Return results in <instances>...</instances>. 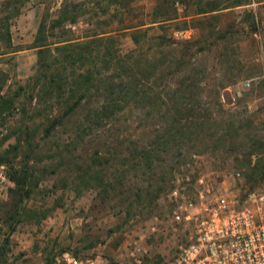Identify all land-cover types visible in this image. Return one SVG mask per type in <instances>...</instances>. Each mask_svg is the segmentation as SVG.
<instances>
[{
    "label": "rangeland",
    "instance_id": "rangeland-1",
    "mask_svg": "<svg viewBox=\"0 0 264 264\" xmlns=\"http://www.w3.org/2000/svg\"><path fill=\"white\" fill-rule=\"evenodd\" d=\"M65 1L75 20L50 28L64 0H20L19 13L9 20L11 47H0L1 163L10 171L15 153L14 167L27 159L32 171L29 194L16 207L13 183L0 197V264H54L63 251L134 264L133 247L142 254L139 264H160L177 237L168 218L173 188L191 198L224 192L236 200L264 190V0ZM166 17L173 18L162 21ZM41 20L45 42L80 41L112 30L121 52L135 49L142 69L144 58L157 61L146 94L159 97L152 105L145 98L136 108L130 104L102 132L58 154L53 140L68 137L58 130L43 138L48 103L29 100ZM141 23L146 34L135 48L129 29L121 28ZM182 40L192 42L187 50ZM184 86L196 108L192 119L201 124L191 126L178 145L158 146L165 151L153 155L148 169L135 150L166 128L163 103ZM96 151L102 158L92 165ZM88 165L101 169L97 177L109 181L107 193L100 181L88 186L83 180Z\"/></svg>",
    "mask_w": 264,
    "mask_h": 264
},
{
    "label": "trees",
    "instance_id": "trees-1",
    "mask_svg": "<svg viewBox=\"0 0 264 264\" xmlns=\"http://www.w3.org/2000/svg\"><path fill=\"white\" fill-rule=\"evenodd\" d=\"M123 1L129 2V0H118V3ZM65 2L64 0L61 4L57 17L51 20L53 23L50 28L58 27L65 21L73 23L75 20L73 10L64 8ZM19 3H21L20 0H5L7 5H4L5 8L4 6L0 8V10L4 9V12L1 10L3 14L0 16V47L2 45L11 47L9 20L19 13ZM9 5L11 10L6 12V6ZM172 18L166 17L162 21H169ZM142 25L143 23L126 24L121 28L129 29V36L135 48L146 34V29L142 28ZM43 29L44 20H41L33 41V47L36 48L37 53V64L34 74L28 79L32 92L29 100L33 98L37 102L42 100L48 103L49 113L46 114L42 127L43 138H51V135L53 137L58 130L68 137L65 141L53 140L58 154L60 151L69 152L77 145H83L84 138L93 132H102L130 104L135 107L145 98L148 100L147 103L152 105L154 98L159 97L157 93H154V98L146 94V88H151L149 84L154 83V73L159 68L157 61L144 58L142 69L140 57L136 55L135 49L121 52L112 30L94 33L80 41L68 38L45 42L40 36L44 32ZM180 43L181 47L187 50L188 44L192 42L182 40ZM2 53L5 52H0V55ZM166 67L170 68V63ZM1 72L0 70V74ZM2 85L0 81V90ZM191 96L187 86H184L179 96L173 97L172 100H170L172 97H169V103L162 102L167 106L166 111L160 114V117L167 118L166 128L156 134L155 139L153 138L148 144L135 150V155L143 157V165L146 168H152L153 155L165 151V148L158 149V146L164 145L167 148L171 143L178 145L180 138L192 133L189 130L191 126L196 128L201 124L199 119H192L196 117V108L191 103ZM206 110L209 112L206 108L205 113ZM37 115H40V112ZM205 117L210 118L208 113ZM17 145L19 146V141ZM18 146L13 148L16 149ZM96 153L97 151L90 157L93 161L92 165L98 158H102ZM3 154L7 155V152ZM15 158L14 153L10 160V171L7 172L9 180L15 187L10 191H14L17 195L12 202L14 207L23 197L28 196L29 190L25 189V186L27 180L32 178L27 159L23 164L18 163L15 168L12 164ZM5 159L3 155L0 156V163L6 161ZM91 167L89 165L86 167L83 180L88 183V186L91 185V180L100 181L103 184L99 182V185L107 193L105 186H108L109 181L103 182L100 177H97L101 169L92 170Z\"/></svg>",
    "mask_w": 264,
    "mask_h": 264
},
{
    "label": "built area",
    "instance_id": "built-area-1",
    "mask_svg": "<svg viewBox=\"0 0 264 264\" xmlns=\"http://www.w3.org/2000/svg\"><path fill=\"white\" fill-rule=\"evenodd\" d=\"M244 83L248 87L249 82ZM11 187L0 163V197ZM168 200V218L177 237L160 264H264V190L236 200L224 192L191 198L183 188L175 187ZM139 251L133 247L130 252L134 264L140 262ZM54 264L114 263L100 255L80 257L63 251Z\"/></svg>",
    "mask_w": 264,
    "mask_h": 264
},
{
    "label": "crops",
    "instance_id": "crops-1",
    "mask_svg": "<svg viewBox=\"0 0 264 264\" xmlns=\"http://www.w3.org/2000/svg\"><path fill=\"white\" fill-rule=\"evenodd\" d=\"M254 4H256V3H254Z\"/></svg>",
    "mask_w": 264,
    "mask_h": 264
}]
</instances>
